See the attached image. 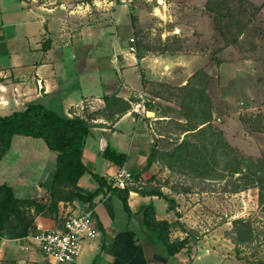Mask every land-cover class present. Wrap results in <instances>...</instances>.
<instances>
[{
	"label": "crops",
	"instance_id": "obj_1",
	"mask_svg": "<svg viewBox=\"0 0 264 264\" xmlns=\"http://www.w3.org/2000/svg\"><path fill=\"white\" fill-rule=\"evenodd\" d=\"M125 10L113 0H0V117L40 104L64 118L87 120L90 134L82 152L87 173L78 182L84 192L97 189L93 175L110 185L119 170L104 159L107 146L126 155L124 166L133 176L141 173L145 179L149 172L143 171L146 161L161 138L155 122L181 113L172 100L148 90L156 83L188 87L195 75L193 72L185 79L171 66L166 70L163 57L131 53L132 36L117 35L121 27L128 30ZM141 93L154 106L149 105L147 113L137 117L133 109ZM55 159L56 154L42 140L15 136L0 160V185L11 187L22 200H46ZM137 188L148 191L159 187ZM159 189L165 195L163 188ZM94 204L96 237L83 243L73 264H239L223 263L216 253L206 254L207 247H199L198 252L188 248L166 258L139 214L142 207L151 205L157 222L173 223L179 210L175 212L163 198L130 192L128 213L111 193L98 197ZM88 207L76 201L61 202L56 218L35 216V229H53L64 216L81 214ZM176 233L175 227L171 241L180 238ZM31 235L2 239L0 264H44Z\"/></svg>",
	"mask_w": 264,
	"mask_h": 264
},
{
	"label": "rangeland",
	"instance_id": "obj_2",
	"mask_svg": "<svg viewBox=\"0 0 264 264\" xmlns=\"http://www.w3.org/2000/svg\"><path fill=\"white\" fill-rule=\"evenodd\" d=\"M124 17L128 32L117 35L134 38L135 54L163 57L185 79L195 72L188 87L150 86L181 113L155 122L159 158L136 187L156 184L173 200L170 235L176 227L188 238L184 250L264 264V0H149ZM236 220L249 221L257 238L239 256Z\"/></svg>",
	"mask_w": 264,
	"mask_h": 264
},
{
	"label": "trees",
	"instance_id": "obj_3",
	"mask_svg": "<svg viewBox=\"0 0 264 264\" xmlns=\"http://www.w3.org/2000/svg\"><path fill=\"white\" fill-rule=\"evenodd\" d=\"M134 22V20H133ZM137 59L140 57L137 56ZM141 78L144 80L143 76ZM106 102L110 100L105 98ZM115 100V99H111ZM149 106V105H148ZM206 120L205 124H209ZM188 129L185 132L191 131ZM90 134V124L87 120L79 117L72 119L64 118L55 112L46 109L40 104H31L22 112H15L8 117H0V160L10 148L11 140L15 136L30 137L42 140L47 148L54 154L55 170L50 178L46 200L37 201L32 199H19L15 191L7 186L0 185V243L2 239H22L30 234H38L34 225L37 215L56 218L59 203L79 202L88 205V209L94 208V201L111 193L117 196L128 213L127 204L130 192L141 195L157 196L163 198L173 207V200L162 194L159 188L141 191L137 187L124 190L112 188L106 181L93 175L97 183V189L93 192H84L78 187L79 180L87 173L82 161L83 145L86 137ZM155 145L152 149L143 171L149 170L158 161V150ZM176 157L175 154H171ZM103 157L113 165L123 167L127 162L124 154H119L109 146L104 150ZM141 173L134 175L138 179ZM139 214L142 215V224L153 235L164 251L166 258L180 254L188 245V238L182 240H170V231L176 226L168 222H157L153 206L142 207ZM234 245L239 256V247L255 241V230L247 220H236L233 223ZM249 264V263H246Z\"/></svg>",
	"mask_w": 264,
	"mask_h": 264
},
{
	"label": "built area",
	"instance_id": "obj_4",
	"mask_svg": "<svg viewBox=\"0 0 264 264\" xmlns=\"http://www.w3.org/2000/svg\"><path fill=\"white\" fill-rule=\"evenodd\" d=\"M120 5L131 6L149 0H117ZM129 51L135 53V40L130 38ZM134 105V113L142 117L147 113L149 103L148 96L141 93ZM112 188L124 190L136 187L132 173L125 167H120L116 174L111 177ZM60 224L50 230L41 231L31 235L30 240L34 243L44 258V264H73L81 253L83 243L87 239H94L96 232L93 229L94 211L87 209L81 214H70L60 219Z\"/></svg>",
	"mask_w": 264,
	"mask_h": 264
}]
</instances>
